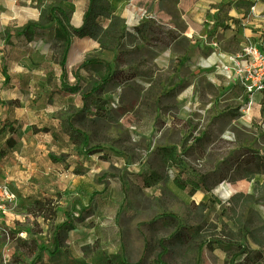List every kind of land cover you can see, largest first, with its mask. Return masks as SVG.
I'll use <instances>...</instances> for the list:
<instances>
[{
  "label": "rangeland",
  "instance_id": "374dc122",
  "mask_svg": "<svg viewBox=\"0 0 264 264\" xmlns=\"http://www.w3.org/2000/svg\"><path fill=\"white\" fill-rule=\"evenodd\" d=\"M87 6L86 0H0V68L4 57L10 76L3 86L0 75V127L11 123L0 135V183L15 196L14 203H0V264H137L142 258L141 264H153L159 241L168 264H244L242 252L259 253L255 264H264L258 215L264 183L233 181L226 172L236 167L235 176H244L257 168L256 157H264V123L227 135L193 121L183 127L172 121L164 129L162 113H174L191 77H129L131 67L117 66L124 75L84 101L92 84L107 78L78 73L84 63L99 60L98 53L78 61L75 71L62 69L58 61L67 58L68 48L56 40L54 23L31 41L11 37L4 44L26 24L42 23L52 7L72 28L74 10ZM119 52L127 51L120 46ZM261 105L264 122V100ZM203 133L207 143L197 145ZM93 149L100 152L89 153ZM243 154L248 157L239 160ZM173 166L186 175L184 182L168 174ZM258 170L263 177L264 169ZM241 181L248 183L241 197L227 194V184ZM199 183L212 190L209 198L191 189ZM39 202H46V211ZM166 217L174 218L173 226L162 224ZM66 220L72 230L51 256L56 228Z\"/></svg>",
  "mask_w": 264,
  "mask_h": 264
},
{
  "label": "crops",
  "instance_id": "0c3cea01",
  "mask_svg": "<svg viewBox=\"0 0 264 264\" xmlns=\"http://www.w3.org/2000/svg\"><path fill=\"white\" fill-rule=\"evenodd\" d=\"M107 2L111 14L123 22V36L118 50H101L99 44L92 39L74 37L67 47L65 68L75 71L78 61H83L90 53H98L100 59L84 63L78 73L83 77H108L114 70V61L122 46L131 53V59L121 62L120 67H131V77L192 78L179 95L174 113H162L159 120L164 122V129H169L172 121L181 127L193 121L198 128L222 129L227 135V131L231 129L247 130L253 127V122L257 125L264 123L261 118V103L264 97L254 96L255 103L261 105V111L254 108L244 111L246 96L243 88L227 79L222 69L228 57L240 49L238 35L241 36L242 31L239 27L241 19L250 7H254V15L247 25L249 32H244L245 35L255 36L253 34L264 27V0ZM84 11L74 10L71 18L73 29L82 26ZM102 24L106 27L109 21L103 20ZM146 69V74L141 73V70ZM207 125L209 127H206ZM201 135L197 134V137L201 138L197 145L201 142L207 143L208 134ZM240 157L242 158V155ZM226 172L227 175L231 174L229 170ZM259 175H256L253 181L262 184L264 176ZM211 191L203 186L195 190L196 193L200 192L204 199L210 197ZM258 215L264 228V211H258Z\"/></svg>",
  "mask_w": 264,
  "mask_h": 264
},
{
  "label": "trees",
  "instance_id": "16d2710c",
  "mask_svg": "<svg viewBox=\"0 0 264 264\" xmlns=\"http://www.w3.org/2000/svg\"><path fill=\"white\" fill-rule=\"evenodd\" d=\"M64 1H69V0H64ZM66 15L60 11L59 9H56L54 7L50 8L47 12V15L42 16V23H28L26 24L23 28H21V30L17 31L16 33H14L13 35L7 37L6 39H4V44L5 45H10L11 41V37H15V38H24L27 41H31L32 38L39 32L44 31L47 27V24H52L54 23L56 25L57 29H53V33L54 36L56 38V40H58L60 43L62 44H66V47H68L71 38L72 37H76V38H89L92 39L94 41H96L99 44V48L101 50H118V46L120 43V40L122 39L123 36V22L114 17L111 14V9H110V5L107 2V0H88V6L86 8V11L83 15V22H82V26L78 29H73L70 26H68L67 20H65ZM103 20H108L109 24L104 27V25L102 24ZM67 49V48H66ZM1 53V51H0ZM128 54L131 55V53L126 52V53H121L119 52V54L117 55L116 58V62L117 65H115V68L112 72V74L110 76H108L106 79H104L103 81H100L99 83L94 82L92 84L91 90H89L88 92L83 94V100L86 101L88 99H92L93 95L98 92L103 85L109 84L110 82H114V78L115 77H121L122 75H124V73L122 71H117V66H121V62H126L123 61V57H127L129 56ZM66 64V55L63 56L61 59H59L58 61V65L64 69ZM0 74L3 77V86H6L9 84L10 82V76L8 74V67L7 64L5 62V58L3 57L2 60V64H1V68H0ZM131 77V76H129ZM75 90V89H74ZM94 107L97 108L99 107V104L97 103V101H95L94 103ZM100 108V107H99ZM10 127L11 123H9L8 121H3L1 123V127H0V135L4 134V130L6 127ZM72 130V129H70ZM42 132H48L47 129H42ZM83 148L86 147L87 145V141L84 139L83 141ZM96 152H100L99 149H93L90 150L89 153H96ZM0 157H3V153L0 152ZM248 157V155H242V158L240 157L239 160H245V158ZM52 162L53 163H58L62 166H64L65 168H68V165L64 162H62L60 160V158H56V157H52ZM240 162L237 163V165ZM254 167H257L258 169H264V157H256L255 161H254ZM257 168H255V170L253 171H249V172H245L244 176H239V172L238 175H236V167H232L229 168V172H231V174L234 175V177H232L233 181H237V180H247V181H251L255 178L256 175L262 174V172H260V170H258ZM173 172L175 173V177L174 179L178 178L179 182H184L181 180H184V174H180L179 172L183 171H179V166H173ZM240 169H238L239 171ZM179 175V177H178ZM176 182V181H175ZM200 186V183L197 184ZM197 185H191V189L192 190H196L198 189ZM264 186V184H263ZM46 202H39L38 204V209L42 212V209L45 210V205ZM209 206H211V202L209 201V203L207 205H201V207L203 208H208ZM52 210V209H50ZM49 212V211H48ZM51 216H54V211L52 210V212H49ZM174 218L173 217H166L162 220V224L167 227V226H173L174 224ZM72 221L70 220H66L65 222H63L61 225H59L56 228V243L54 245V250L49 253V255L51 256H55L57 254L58 248L60 247V242L63 241L68 232L72 230ZM159 245V250H161V253L158 254V256L156 257V259L154 260L153 264H168L167 262L164 261V256L167 254L166 251V247L164 245V241H159L158 243ZM35 248L38 251H47V249L44 246H36ZM241 255L244 256L242 262L244 264H255L258 260V258H260V254L256 253L254 254L252 257L250 256V254L242 252ZM143 258L140 260L139 263L137 264H141L142 263ZM111 264V261L108 263ZM117 264H128L125 261H118Z\"/></svg>",
  "mask_w": 264,
  "mask_h": 264
},
{
  "label": "built area",
  "instance_id": "2783aa9c",
  "mask_svg": "<svg viewBox=\"0 0 264 264\" xmlns=\"http://www.w3.org/2000/svg\"><path fill=\"white\" fill-rule=\"evenodd\" d=\"M254 15V7H250L241 19L240 49L228 57L226 64L222 66L224 75L227 79L239 84L243 88L246 96L244 111L250 108L261 110V105L255 103L254 96L264 97V27L255 32V36L245 35L248 31L247 25L250 24ZM249 32V31H248ZM251 33V32H250ZM168 171V174H172ZM174 173V172H173ZM15 196L9 189L0 183V203H14Z\"/></svg>",
  "mask_w": 264,
  "mask_h": 264
},
{
  "label": "bare ground",
  "instance_id": "6f19581e",
  "mask_svg": "<svg viewBox=\"0 0 264 264\" xmlns=\"http://www.w3.org/2000/svg\"><path fill=\"white\" fill-rule=\"evenodd\" d=\"M226 188L227 194L239 198L247 191L248 183L245 181H241L236 184L230 183L226 185Z\"/></svg>",
  "mask_w": 264,
  "mask_h": 264
}]
</instances>
